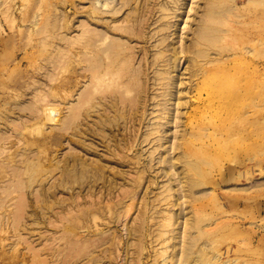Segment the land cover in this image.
<instances>
[{
    "label": "rangeland",
    "instance_id": "374dc122",
    "mask_svg": "<svg viewBox=\"0 0 264 264\" xmlns=\"http://www.w3.org/2000/svg\"><path fill=\"white\" fill-rule=\"evenodd\" d=\"M0 264H264V0H0Z\"/></svg>",
    "mask_w": 264,
    "mask_h": 264
},
{
    "label": "bare ground",
    "instance_id": "6f19581e",
    "mask_svg": "<svg viewBox=\"0 0 264 264\" xmlns=\"http://www.w3.org/2000/svg\"><path fill=\"white\" fill-rule=\"evenodd\" d=\"M168 82L170 83V85H172L175 81L169 80ZM203 88L207 90V99L209 98V101L219 98V76H217L212 81H206L205 83H203ZM47 113L50 115L52 113V110L48 109Z\"/></svg>",
    "mask_w": 264,
    "mask_h": 264
}]
</instances>
